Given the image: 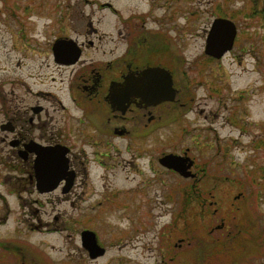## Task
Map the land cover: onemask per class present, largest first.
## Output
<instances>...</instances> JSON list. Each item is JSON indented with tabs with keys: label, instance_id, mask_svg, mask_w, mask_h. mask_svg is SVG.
I'll list each match as a JSON object with an SVG mask.
<instances>
[{
	"label": "rangeland",
	"instance_id": "374dc122",
	"mask_svg": "<svg viewBox=\"0 0 264 264\" xmlns=\"http://www.w3.org/2000/svg\"><path fill=\"white\" fill-rule=\"evenodd\" d=\"M87 1L0 0L2 93L21 99L26 84L34 90L58 86L39 63L61 29L71 33L69 21L90 16L115 36L112 26L119 15L148 11L142 15L153 19V60L167 64L174 79L185 83L192 108L186 112L161 104L153 110V137L115 138L98 150L88 148L87 175L80 177L77 196L60 194L51 202L26 193L29 204L8 218L0 236L21 246L14 251L18 258L29 249L44 254V264H189L207 249L208 264H224L223 249L212 252L216 239L224 240L225 249L235 247L233 264H264V18L251 9L258 2ZM106 2L115 11L101 6ZM259 2L262 9L264 0ZM219 16L236 24L237 36L233 48L214 59L204 53V45ZM186 148L201 166V192L195 198L186 197L190 180L157 160ZM6 171L13 180L20 175ZM87 227L107 248L96 259L81 243V229ZM182 237L187 240L179 241ZM227 258L222 257L226 263Z\"/></svg>",
	"mask_w": 264,
	"mask_h": 264
},
{
	"label": "flooded vegetation",
	"instance_id": "af4514ba",
	"mask_svg": "<svg viewBox=\"0 0 264 264\" xmlns=\"http://www.w3.org/2000/svg\"><path fill=\"white\" fill-rule=\"evenodd\" d=\"M106 3L101 6L115 11L111 3ZM142 12L119 15L118 22L112 26L115 36L101 30L96 21L89 19L90 16H84L85 19L80 21H69L66 26L73 27L71 33L61 29L49 42V51H45L46 57L42 56L39 63V69L49 70L50 82H57L58 86L34 90L26 84L25 95L21 99L17 95L12 96L13 92L4 95L0 90V227L7 224L8 218L20 205L22 209L29 204L26 193L42 196L40 198L51 202L59 199L60 194L77 196L80 177L87 175L88 148L98 150V147L109 145L111 139L115 138L153 137L156 128V125L153 126V110L161 104L172 105L186 112L192 108L188 105L189 93L185 83L174 79L175 71L167 64L153 60V19L142 15L148 11ZM74 23L83 24L75 27L72 25ZM108 43L113 45L108 47ZM153 66L170 71L176 89L173 101L153 105L149 102L151 98L144 94L129 96L123 92L120 94L122 102L118 100L114 102L118 104L112 105L114 89H120L128 77L142 78L143 70ZM39 69L35 70L36 74L43 80ZM31 74L32 77L36 76ZM184 93L186 98L180 101ZM142 119L146 120L143 127L137 128ZM62 148L66 149L68 167L73 173L71 183L67 184V175L56 182L37 181L34 171L37 151L49 149L60 152ZM174 154L188 156L192 161L189 168L192 175L183 178L190 180L185 184L186 197L195 198L201 192L197 177L200 173L197 167L201 166L189 154L188 148ZM5 169L18 171L20 175L13 180ZM46 186L52 188L46 189ZM34 201L42 204L39 198ZM35 210L32 214L38 211L37 208ZM58 218V215H54L55 220ZM85 229L92 230L87 227L81 232ZM94 232L104 254L107 248L99 234ZM178 240L183 242L187 239L182 237ZM18 249H22L21 246L1 235L0 264H44L40 262L44 254L25 249L18 258L14 252ZM87 253L90 259L103 255L91 257ZM28 255L31 259L26 261ZM47 264H52V261Z\"/></svg>",
	"mask_w": 264,
	"mask_h": 264
},
{
	"label": "water",
	"instance_id": "95a60500",
	"mask_svg": "<svg viewBox=\"0 0 264 264\" xmlns=\"http://www.w3.org/2000/svg\"><path fill=\"white\" fill-rule=\"evenodd\" d=\"M237 35L236 24L229 18L216 17L212 20L208 29L204 53L213 58H221L225 53L233 47ZM121 88L114 89L112 105L122 102V94L126 92L129 96L144 94L148 96L153 105L173 101L176 96V89L173 86L171 73L161 67L153 66L146 68L142 72V78H126ZM160 165L174 170L183 177L192 175L189 171L192 165L191 159L186 156L174 153H166L159 157ZM35 177L37 181H58L66 177L70 184L73 179V173L68 167V158L66 157V149L62 148L60 152L57 150H41L37 151V157L34 165ZM52 186H46V189ZM83 247L89 252L91 257L103 254L104 249L97 243L95 232L92 230H83L80 234Z\"/></svg>",
	"mask_w": 264,
	"mask_h": 264
},
{
	"label": "trees",
	"instance_id": "16d2710c",
	"mask_svg": "<svg viewBox=\"0 0 264 264\" xmlns=\"http://www.w3.org/2000/svg\"><path fill=\"white\" fill-rule=\"evenodd\" d=\"M252 2H258V3H255V4H253L251 7V9H252V13L253 14H260L262 17L261 18H264V7L262 8V9H260L259 8V5H260V0H251ZM224 15V14H223ZM247 16V15H246ZM192 235H196L197 236V234L196 233H193ZM213 243H215V245H216V249L215 248H212V252H214V253H218L217 251H218V249H223L222 251H220V253L219 254H221L220 255V259H221V262L222 263H224V264H233L234 263V261H233V259L234 258H236L237 259V252L235 251L236 249H235V247H233L232 249H229L228 247V249H225V248H223V246L225 245V242H224V240L223 241H221V240H214V242ZM232 247V246H231ZM207 249V248H206ZM208 250V249H207ZM207 250H204V252L202 253V255H201V258L200 259H195L194 260V262L193 263H189V264H208L207 263V257L205 256L206 255V252H207ZM227 253H228V255H227ZM218 257V256H217ZM222 257H223V259H224V257H228L227 258V263H226V261H223V259H222ZM215 261H217V259H215Z\"/></svg>",
	"mask_w": 264,
	"mask_h": 264
},
{
	"label": "bare ground",
	"instance_id": "6f19581e",
	"mask_svg": "<svg viewBox=\"0 0 264 264\" xmlns=\"http://www.w3.org/2000/svg\"><path fill=\"white\" fill-rule=\"evenodd\" d=\"M38 229H39V228H38ZM38 233H40V234H41V230H39V231H38Z\"/></svg>",
	"mask_w": 264,
	"mask_h": 264
}]
</instances>
